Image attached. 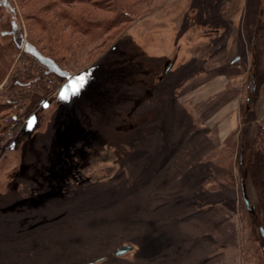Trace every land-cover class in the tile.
Returning a JSON list of instances; mask_svg holds the SVG:
<instances>
[{
  "label": "rangeland",
  "instance_id": "1",
  "mask_svg": "<svg viewBox=\"0 0 264 264\" xmlns=\"http://www.w3.org/2000/svg\"><path fill=\"white\" fill-rule=\"evenodd\" d=\"M62 1L0 2V264H264V211L246 173L264 144V0ZM61 9L105 31H74ZM25 41L68 76L41 77ZM78 76L85 86L61 99ZM213 77L217 93L193 99ZM14 78L33 81L9 91ZM180 81L187 117L170 95ZM15 97L23 108L8 121ZM123 243L134 248L114 255Z\"/></svg>",
  "mask_w": 264,
  "mask_h": 264
},
{
  "label": "trees",
  "instance_id": "2",
  "mask_svg": "<svg viewBox=\"0 0 264 264\" xmlns=\"http://www.w3.org/2000/svg\"><path fill=\"white\" fill-rule=\"evenodd\" d=\"M97 1L98 0H63L62 3L63 4H66V3L71 4L72 2H78V3L89 2L91 6L97 8L99 6V3ZM0 2L6 3V0H0ZM127 14H128L127 12L125 14V11L123 13H121V15L125 17V19H126ZM59 15L63 18V20H65L66 25L71 26L74 31L82 32L84 34H87V33L92 34V35L95 34L96 37H98L99 33H102L103 31H105L102 28V25H103L102 19L83 16L81 11L70 12L66 9H61V11L59 10ZM31 17L34 18L35 14L32 15ZM37 19H39L38 16H37ZM37 19H35V20L38 22ZM125 19L123 20V22L125 21ZM13 40H14V43L16 44V46L19 47V44L21 42V35L19 33H17V37H14ZM94 49H93V51L89 52L88 54L93 53L98 48L95 46ZM23 51L25 53H29V54L33 55L41 64H43L47 67V69L42 70L41 77L49 75L50 73L54 74L56 76H59V77H64V78L68 76V71L66 69L62 68L58 64L56 59H54L50 55L43 54L42 52H40L31 42L25 41ZM32 81L33 80L29 81L26 84V83H23L22 81L17 80V78L11 79V81H9V83H10L9 84V91L10 90L12 91L14 88L16 89V86L17 87L27 86L28 84H31ZM152 87L153 86H149V88L151 90H152ZM42 100H43V98L40 100V102ZM22 104L23 103H21L17 99V97H15V100L12 102L11 105L9 103L10 106L8 105L7 107L13 106L12 107L13 112L12 111L9 112L8 121L17 118V115L15 113L18 112V109L23 108ZM0 123H2L1 129H4L8 124L7 122H2V121H0ZM155 143H156V141H155ZM13 148H14V145L10 144V147H8L7 149L10 150ZM238 152L240 153L239 147H238ZM247 161L248 162H247L246 173H247L248 177L250 178L252 185L257 190L259 208H261V210L264 211V144H263V148L252 146L250 148L249 153H248ZM21 164H25V163H21ZM74 166L76 168V165H74ZM21 167H23V166H21ZM65 175L66 174H64L63 178L65 177ZM68 177L69 176H67V179H68ZM14 186H16V185L14 184ZM67 188H68V186H67ZM39 229H40V227L37 228L36 230L34 228L33 232L38 231Z\"/></svg>",
  "mask_w": 264,
  "mask_h": 264
},
{
  "label": "crops",
  "instance_id": "3",
  "mask_svg": "<svg viewBox=\"0 0 264 264\" xmlns=\"http://www.w3.org/2000/svg\"><path fill=\"white\" fill-rule=\"evenodd\" d=\"M145 51H143V54L145 55V56H152V57H155V55H157V54H154V52H149V54H147V52H145ZM160 53V52H159ZM157 57H160V55H158ZM219 76V78H220V76L221 75H218ZM217 76V77H218ZM216 77V76H215ZM215 77H213V78H211V81H209V80H207V82L206 81H202L200 84H198V87H197V89L194 91V89L192 88V89H189V91L190 90H192V91H190V93L191 92H193L192 93V95L191 96H193V99H196L197 100V102H202L204 99H206L208 96H210V94L212 95V94H216L217 93V90L216 89H211V91H210V89H209V86H211V85H215V86H217V81H215L216 80V78ZM214 78H215V80H214ZM158 80H160V79H158ZM159 81H157V84L155 85L156 87H158V85H160V82L158 83ZM187 83H188V80L187 81H185L183 84H182V86H186L187 85ZM181 81L178 83V88L176 87V88H174V93H172V94H170V95H172V97H173V106L176 108L175 110H176V113H178V115H179V112H180V110H183L184 111V113H185V115H186V117H187V114L189 113L188 111H190L189 109H191L192 108V106H193V102L192 101H190L189 100V97L187 98V97H184V99H182V94H180L179 93V91H180V89H181ZM180 85V86H179ZM187 96L189 95V94H186ZM185 95V96H186ZM187 98V99H186ZM184 107H183V106ZM180 106H182V108L180 107ZM173 107V108H174ZM187 109V110H186ZM215 110V109H214ZM213 110V111H214ZM186 111V112H185ZM240 111V110H239ZM177 117V116H176ZM220 118H222V117H220ZM220 118H219V120L218 121H220ZM208 123V121L206 122V124ZM201 125V124H200Z\"/></svg>",
  "mask_w": 264,
  "mask_h": 264
},
{
  "label": "flooded vegetation",
  "instance_id": "4",
  "mask_svg": "<svg viewBox=\"0 0 264 264\" xmlns=\"http://www.w3.org/2000/svg\"><path fill=\"white\" fill-rule=\"evenodd\" d=\"M259 13H260V15H263V9H260ZM262 31H263V25L261 23H256V25H255V31H254V34L252 36L251 50H250L251 55H252L251 67H252V70H253V72H251V77H252V81H253L252 91L255 90L254 86L256 85V76H255L254 70L256 69L257 58H256L255 55L259 51L258 50V47H259V44L261 43V37L264 34V33L261 34ZM258 35H260L259 38H257ZM256 38H257V41H256ZM239 58H240L239 56L238 57L237 56L235 57L236 60H239ZM247 100H250L249 97H247ZM248 104L249 103H246V105H245V112L246 113L251 109L250 105H248ZM248 122H250V121H248ZM251 122H253V121H251ZM241 124L242 123H240V125ZM262 129L264 130V126L262 127ZM238 131H239V129H238ZM243 142H244V139H243V135H242V136H240L239 143H238V147H239L240 152H242ZM240 185H241V182H240ZM240 191H241V186H240ZM262 251L264 252V243H263V246H262Z\"/></svg>",
  "mask_w": 264,
  "mask_h": 264
},
{
  "label": "water",
  "instance_id": "5",
  "mask_svg": "<svg viewBox=\"0 0 264 264\" xmlns=\"http://www.w3.org/2000/svg\"><path fill=\"white\" fill-rule=\"evenodd\" d=\"M240 186H241V196H242V199H243V201L245 203V206H246V208H247V210L249 212H252L254 207L250 203V200H249V198L247 196V193H246V190H245V184H244L243 181H241V185ZM259 230H260L261 235L264 237V230H263L262 225H259ZM133 248H134L133 244H131V243H123V244L119 245L116 249H114L113 254L114 255H122V254L132 250ZM101 259H102V257H99V258L95 259V261H99ZM93 262L94 261H89V262L78 263V264H92Z\"/></svg>",
  "mask_w": 264,
  "mask_h": 264
},
{
  "label": "snow or ice",
  "instance_id": "6",
  "mask_svg": "<svg viewBox=\"0 0 264 264\" xmlns=\"http://www.w3.org/2000/svg\"><path fill=\"white\" fill-rule=\"evenodd\" d=\"M86 77L78 76L74 80L69 81L60 93L63 100H68L70 96L78 95L81 89L85 86Z\"/></svg>",
  "mask_w": 264,
  "mask_h": 264
}]
</instances>
